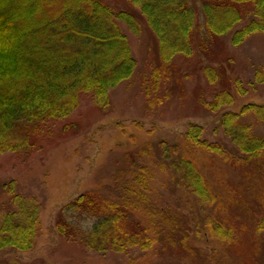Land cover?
Returning <instances> with one entry per match:
<instances>
[{
    "label": "trees",
    "instance_id": "16d2710c",
    "mask_svg": "<svg viewBox=\"0 0 264 264\" xmlns=\"http://www.w3.org/2000/svg\"><path fill=\"white\" fill-rule=\"evenodd\" d=\"M120 2L0 0V153L19 150L24 130L70 116L82 95L105 112L109 93L135 72L128 32L139 35L143 25L154 44L155 85L177 56L188 59L198 45L226 38L239 47L264 35V0ZM202 71L209 85L219 80L216 67ZM232 84L213 91L203 107L222 111L220 127L240 174L236 194L198 167L203 155L230 154L191 122L177 142H149L119 154L118 167H107L104 179L97 173L93 188L59 209L58 235L98 255L137 252L120 264H249L242 243L264 248V132L256 126H264V102L227 108L234 94L264 88V65L253 68L251 80L236 77ZM149 93V104L163 100ZM14 183L1 185L7 197L0 204V253L30 252L41 235L39 200Z\"/></svg>",
    "mask_w": 264,
    "mask_h": 264
},
{
    "label": "rangeland",
    "instance_id": "374dc122",
    "mask_svg": "<svg viewBox=\"0 0 264 264\" xmlns=\"http://www.w3.org/2000/svg\"><path fill=\"white\" fill-rule=\"evenodd\" d=\"M106 1L121 3L120 0ZM128 35L137 61L136 69L131 79L109 93L110 105L105 112L97 111L89 95H82L80 105L70 116L24 130L26 137L19 138L25 139L19 142V150L0 153V190L2 183L14 180L15 188L35 196L42 206L41 235L35 249L25 253L3 250L0 264L126 263L136 251L128 255L112 252L98 255L87 251L80 243L61 238L55 230L59 209L77 194L93 188L97 173L104 179L107 167H118L121 164L118 155L122 152L149 142H177L191 122L204 128L202 138L224 145L228 153L232 150L229 138L220 127L222 111L211 113L203 106L212 99L213 91L226 88L227 83L230 82L232 90L236 77L252 79L253 68L264 65V35L253 36L239 47H233L226 38L198 45L188 59L177 56L167 73L158 75L156 85L151 74L156 63L151 35L144 25L139 35L130 32ZM209 65L218 69L219 78L211 85L202 71ZM148 90L149 96L159 93L163 100L156 105L149 104ZM248 94L244 97L234 94L233 106L227 109L238 111L246 102H264L263 87ZM256 126L264 132V126ZM229 154L228 159L214 155L208 160L203 155L198 159V167L209 180L220 181L236 194L235 183L240 174L233 166L232 153ZM1 193L0 204L7 197ZM230 205L237 212V202ZM242 245L249 264H257L264 258V248L253 241ZM251 247L255 251L250 255ZM240 253L243 255L241 249Z\"/></svg>",
    "mask_w": 264,
    "mask_h": 264
}]
</instances>
